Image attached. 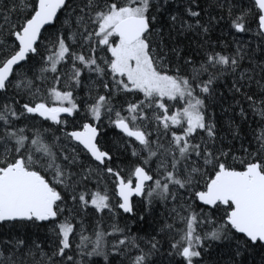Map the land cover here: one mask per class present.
<instances>
[{"label":"snow or ice","instance_id":"1","mask_svg":"<svg viewBox=\"0 0 264 264\" xmlns=\"http://www.w3.org/2000/svg\"><path fill=\"white\" fill-rule=\"evenodd\" d=\"M0 264H264V0H0Z\"/></svg>","mask_w":264,"mask_h":264},{"label":"trees","instance_id":"2","mask_svg":"<svg viewBox=\"0 0 264 264\" xmlns=\"http://www.w3.org/2000/svg\"><path fill=\"white\" fill-rule=\"evenodd\" d=\"M220 27H224L223 25L222 26H220ZM213 40H215L217 37H220L221 36V32H220V30L218 29L216 32H214L213 34ZM239 38H241V39H244V40H248V39H251V37H248V36H243V35H241ZM223 39H228V40H231V36H228L227 35V31L225 30V32H224V37H223ZM185 43H187V42H185ZM254 44H255V41H253V46H254ZM108 139H111L112 138V131L111 130H109V132H108V137H107ZM161 211H162V209H161ZM108 223V220H107V218H105V224H107ZM131 227L132 228H136V225L134 224V223H132L131 224ZM144 227L145 228H147L148 226L147 225H144ZM95 259H102V258H95ZM257 259H258V257H257Z\"/></svg>","mask_w":264,"mask_h":264},{"label":"water","instance_id":"3","mask_svg":"<svg viewBox=\"0 0 264 264\" xmlns=\"http://www.w3.org/2000/svg\"><path fill=\"white\" fill-rule=\"evenodd\" d=\"M136 199H138V198H136Z\"/></svg>","mask_w":264,"mask_h":264}]
</instances>
